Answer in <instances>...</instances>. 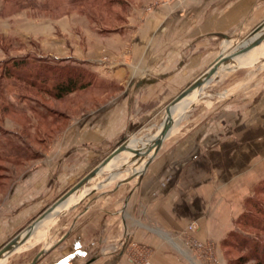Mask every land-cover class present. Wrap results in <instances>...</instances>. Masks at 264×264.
<instances>
[{
  "label": "crops",
  "instance_id": "crops-1",
  "mask_svg": "<svg viewBox=\"0 0 264 264\" xmlns=\"http://www.w3.org/2000/svg\"><path fill=\"white\" fill-rule=\"evenodd\" d=\"M13 1L0 0V78H9L2 67L4 69L14 58L35 52L41 57L51 56L87 65L106 84L99 88L101 101L95 105L86 103L84 114L74 123L70 122L65 133L58 135L56 147L40 154L44 160L33 161L14 180L4 183V193L0 195V245L3 238L18 231L32 215L51 205V199L58 195V200L93 171L124 139L127 128L145 125L147 117L152 121L162 107L166 114L176 90L174 83L179 84L186 77L178 73L184 68L179 66L176 71L173 63L189 61V51L197 60L202 58L206 31L221 32L219 36L231 41V50L243 42L249 43L256 29L264 31V0H195L190 9L181 7V19L171 27H163L160 23L168 20V13L164 16L154 11L146 13L142 25L138 21L144 11L141 5H136L131 11L136 16L124 23L120 31L115 29L111 36L101 35L93 29L88 16L33 18L28 5L16 6ZM36 11L39 12V8ZM159 27H163L161 33H157ZM125 30L133 31L134 51L139 52L143 47L145 54L133 53L129 63L104 70L99 64L102 49H123L128 42L127 37H121ZM258 46L260 51L264 48V38L253 48ZM253 54L250 53L244 62L252 63ZM262 56L261 53L253 62L251 71L252 68L264 71V65L254 67ZM262 81L264 75L259 83ZM259 91H255L260 95L255 109L261 110L258 114L261 117L256 122L261 125L264 124V88ZM0 93L9 94L2 83ZM223 114L227 115L214 114L199 119L191 128L180 129L177 125L187 122L182 112V117L173 121L170 136L146 168L134 169L133 176L120 179L123 171L119 170L117 158L112 160V165L84 181L81 186L97 179L100 173L103 191L91 199L80 220L72 219L64 227H69L71 233L65 244L57 249L70 246L67 252L71 255L72 251L81 259H87L86 262L103 250L104 254L93 264H101L99 260L109 254L107 264H134L125 261L123 254L117 256L131 240L161 255L154 264H195L192 259L201 264L181 239L191 223L196 225L191 236L197 241H213L224 246L223 240L233 230L245 201L264 179V137L252 133V120L250 133H244L238 126H245L247 119L242 123L240 118L233 116L235 112ZM0 126L22 136L14 120L2 119ZM113 141L116 144L110 152L102 154V148L105 150ZM151 153H147L145 159ZM62 156L68 157L69 161L61 160ZM111 170L115 172L110 176ZM71 203L63 201L51 217L65 212ZM82 238L85 247L81 245ZM20 248L16 244L13 251ZM57 249L53 251V257L60 254ZM175 254L183 255L186 261L172 257ZM62 259H56L52 264L75 263ZM39 264H45V261ZM219 264L227 263L223 259Z\"/></svg>",
  "mask_w": 264,
  "mask_h": 264
},
{
  "label": "rangeland",
  "instance_id": "rangeland-1",
  "mask_svg": "<svg viewBox=\"0 0 264 264\" xmlns=\"http://www.w3.org/2000/svg\"><path fill=\"white\" fill-rule=\"evenodd\" d=\"M194 3L195 0L13 1V4L16 6L28 5L30 8V16L33 18L40 16L58 18L64 15L70 16L72 14L88 16L91 25H93V29L100 31V34L104 36H111L115 29L120 31V27L124 23H128L133 15L136 16V14H131L132 8H136V5H141L144 11V13L142 12L140 15V20L138 21L142 25L147 15L146 13L154 11L157 13L160 12V14L164 16L168 13V20H163L160 23H162L161 26L163 27H171L180 21L182 8L185 10L186 8L190 9V7L194 6ZM37 8H39V12L36 11ZM171 17L172 20H170ZM157 21L159 22L160 20ZM163 27H159L157 33H161ZM127 31L128 30H125L126 33H122L121 35L124 39L127 37L128 40L123 49L117 51H112L107 48L102 49V52L99 55L102 60L99 64H102L104 70L108 71L117 66H122V63H129L133 53L142 52L145 54L146 51L143 50V47L139 52L134 51V44L132 42L133 31ZM95 34L96 32L94 31V36ZM219 35H221V32L206 31L204 56L202 58L200 57L197 60L196 55L194 54L193 56L189 51V61H175L173 63L176 71L179 70V66L184 68V70H180L178 73H182L180 76L183 77L186 75V77H183L181 83H174V89L176 90L173 92L172 101L176 99L178 94L195 77L200 75L204 68H207L219 53H228L231 50V41H229L227 37L222 38ZM32 46L33 48L35 47V45ZM258 47L259 50H256ZM258 47L256 49L252 48L249 51L250 53H254V61H252V63L243 62L242 64L244 65H238V63L233 60L232 67L217 69L215 74L209 79L203 81L201 84V86L203 85L202 88L200 87L192 90L189 95L180 99L176 103L178 104L180 102L178 104L180 105L182 100L189 101L184 107L182 106L180 108L178 113H175L176 109L171 115L169 113V117L174 121L175 118L182 116L181 114L183 112V116L187 122L184 124H178V128H191V125H195L197 123L196 121L199 119L208 118L214 114H221L224 116L227 114L223 113L235 112L236 115L233 116L240 118L242 123L247 119V124L245 126H238V129H241L244 133H250V120H252V133H256L257 135L260 133L261 136L264 137V124H256L259 117H261V115H258L261 110L255 109V103L260 99V95H256L257 93L255 91L264 88V81L259 83L262 75H264V71H262V73L259 72L260 69L254 70L255 68H252L254 71H251V67L255 64H253V62L259 58L258 56L261 55V53L264 56V48L260 51L261 47ZM189 48L191 49V47ZM263 56L254 67L264 65ZM192 58L196 60H191ZM20 59H24L27 64L15 73L22 76L24 80L12 77L7 79L0 78V83H2L5 89H8L9 91V94L7 95L0 93V121L6 118L11 119L12 121L14 120V122L19 125V130L22 133V136H20L17 132H10L0 126V195L1 193H4V183L6 181L14 180L17 174L33 161L37 159L40 161L44 160V157H40V154L43 152L45 153L49 148L56 147L55 140L59 137L58 135L65 133L66 130H68L70 122L74 123L77 117L79 118L84 114L87 109L86 103H94L95 105L96 102L101 101L99 88L106 84V82L98 76L99 74L91 70V67L83 65L80 62L78 63L51 56L41 57L35 52H30L28 55L23 56ZM124 59H126V62L123 61ZM245 61H247V59ZM110 62H117L118 64L114 65ZM91 64L95 63L91 62ZM7 67H11V64ZM28 75L33 77L34 85H29V83L26 84L25 79H27L26 77ZM66 75L76 78L78 83L87 82L88 85L84 88L76 89L59 99H55L50 94L44 92L54 81L63 79ZM41 79H45L44 84L39 81ZM41 88L43 89L42 91L40 90ZM251 108H253V112L251 111ZM165 116L164 107H162V111H160L159 115L152 120H156L155 123H152L150 118L147 117L145 119L146 121L143 123L145 125H142L145 126V129L143 128L140 130L142 126L127 128L124 138L129 141L126 146H136V149L143 152V148L147 146L145 144L155 138L156 133L163 124ZM115 142L116 141L111 142L109 147L105 150L102 148V154L110 152L116 144ZM128 148L126 147V150H128ZM126 150L122 151V153L127 156L120 154L118 157L119 161L115 160L120 164L119 170L123 171L122 174L119 175L121 176L120 179L133 176L134 173L132 172L134 169L138 170V168H143L146 160V154L131 157L128 156L129 152ZM98 152H100V150ZM62 157L61 160H65L66 162L69 161L68 157ZM112 160L114 161V159ZM112 160L108 162L104 168L112 165ZM111 172L115 171L111 170L108 175L111 176ZM100 175L101 174L99 173L97 179L95 178L88 183L83 184L76 192L70 194L64 201H72V206L65 212L62 211L63 213H59L52 218L51 216L54 209L56 210L57 206L63 201L56 205L47 215L49 217H43L36 224L38 227L31 229L28 240L24 244L18 245L22 248L13 251L9 256L7 255L6 261V257H3L0 260V264H39L41 261H45V264H52L54 260H59V258H63V261L71 260V262H75L74 264H88V262H86L87 259H81L80 256L75 255L72 251L70 255L67 252L69 251L70 246H65L67 247L66 249L63 246L60 251L57 248L65 244L67 236L71 233L69 227H64H67L69 221L72 219L73 221L80 220V215L83 213L84 208L90 206L91 199L95 198L103 191L100 187L94 191L95 185L101 182L100 180L102 177ZM114 175L117 176L115 173ZM255 187L256 189H254L252 196L245 201V204L242 207V214L234 222L233 230L230 231L228 237L224 238V246L218 245L213 241H205V243L197 241L191 236V232L196 229L194 223H191L193 226L190 227L189 225L184 231L185 233L181 239L183 240L185 247L192 250L197 259L200 260L201 264H219L223 259L227 264H255L258 259H260L262 256V248L264 247V179ZM85 191H88L86 196L79 204H77V201ZM57 196L51 199L53 200V203L56 202ZM39 213L32 215L31 219L18 231L3 238V244L1 243L2 245H0V248L14 238V236H20L25 232L27 226L39 215ZM50 223L52 224L50 225ZM38 228H40L39 231ZM240 235L244 237L243 243L242 239L239 238ZM80 240L82 241V247H85V239L82 238ZM254 244H257L258 246L255 248ZM55 249H57V252L60 254L54 255L55 257H53L52 253ZM120 251L121 253H119ZM120 251L117 253L118 258L123 254L125 261L134 264H144L145 262L154 264V260H159L161 257V255L152 252L150 248L138 245L134 242L132 243L131 240L129 241L128 246L124 248V251L123 249H120ZM60 255L61 257H59ZM104 256H106V254ZM110 256V254L107 255V258ZM177 256L180 261H186L183 255L182 257L179 254H175L172 257L175 258ZM107 258L103 257L102 260L99 261H102L101 264H107ZM170 260L171 262L173 261L172 258H170ZM191 262L197 264L195 259H192ZM262 264H264V261Z\"/></svg>",
  "mask_w": 264,
  "mask_h": 264
},
{
  "label": "water",
  "instance_id": "water-1",
  "mask_svg": "<svg viewBox=\"0 0 264 264\" xmlns=\"http://www.w3.org/2000/svg\"><path fill=\"white\" fill-rule=\"evenodd\" d=\"M262 29L258 28L256 29V31L253 33V38L251 39V41L248 43L247 42H243L242 44L238 45L237 47H235L234 49H232L231 51H229L228 53H219L216 58L211 61V63L207 66V68H204L202 70V72L200 73V75H198L197 77H195L176 97V99L174 101H172L168 107L166 108V116L165 119L163 121L162 124V128L160 131V135L156 138H153L148 145L143 148V152L141 150L138 149H128L126 150V145L128 143L129 140H126L125 138L119 143V145H117L110 153L108 156H106L102 162H100L99 165H97V167L91 171L88 175H86L81 181L77 182L76 184H74L70 189H68L56 202H54L53 204L47 206L41 213H39V215L33 219V221L27 226L26 231L23 232V234L19 237L18 235L14 236V238H12L9 242H7L5 245H3L0 248V254L5 252L10 246H12L14 243L18 244V245H22L24 244L28 238L30 237V231L31 229L36 226V224L45 216H47L52 210L53 208L58 205L59 203H61L62 201H64L70 194H72L73 192H76L81 184L86 181L89 180L90 178H92V175L96 174V172H101L102 168H104V166L110 162L112 159H116L120 156V153L124 150L128 151L129 154L128 156H138V155H143V154H149L150 152L151 155L147 157V159L145 160V163L143 165V168H146L152 157L159 151L160 148H162V146L164 145V143L166 142V140L168 139V137L170 136V130L173 126V121L172 119L169 117V113L172 110V108L176 105V103L186 97L187 95H189L192 90L196 89V88H200L201 84L203 83L204 80L209 79L213 74H215V71L219 68V66L226 64L229 61H233L236 58H239L240 56H242L244 53H246L247 51H249L250 49H252L253 47L257 46L260 41L262 40V38H264V31H261ZM125 148V149H124ZM121 155H126V154H121ZM129 158V157H128ZM133 159V158H132ZM132 161V160H131ZM99 187H101V184H97L94 187V191H96L97 189H99ZM92 191V190H91ZM88 191H85L83 193V195L80 197V199L77 201V204H79L84 197L86 196ZM76 204V203H75ZM76 206V205H75ZM56 216V215H55ZM13 252V250L10 249L8 250V256ZM104 254L103 250H99L95 255H93V257L88 261V264H91L92 262H94L95 260H97L99 257H101Z\"/></svg>",
  "mask_w": 264,
  "mask_h": 264
},
{
  "label": "trees",
  "instance_id": "trees-1",
  "mask_svg": "<svg viewBox=\"0 0 264 264\" xmlns=\"http://www.w3.org/2000/svg\"><path fill=\"white\" fill-rule=\"evenodd\" d=\"M10 64H11V67H7V66H10ZM10 64L9 65L6 64V66L3 69V72L6 74V76L16 78V79H23L22 76L16 74L15 72L19 71V69H22L24 67V65L27 64L26 61L24 59L14 58ZM26 78H27V79H25L26 84L29 83V85H34V80L32 79L33 77H30V75H28ZM36 79H37V77H36ZM39 81H41L43 84L45 83V79H41ZM87 85H88L87 82L78 83L76 78H73L70 75L69 76L66 75L65 78L58 79V80L54 81L50 85L49 88L45 89L44 92H46L47 94H50L55 99H59V98L65 96L67 94H70L71 92L75 91L76 89L84 88ZM40 90L42 91L43 89L41 88ZM239 238L242 239V243H243L244 237H242L240 235ZM254 245H255V248L258 246L257 244H254ZM261 255H260L261 256L260 259H258V261L255 264H262L263 263V261H264V247L262 248Z\"/></svg>",
  "mask_w": 264,
  "mask_h": 264
},
{
  "label": "bare ground",
  "instance_id": "bare-ground-1",
  "mask_svg": "<svg viewBox=\"0 0 264 264\" xmlns=\"http://www.w3.org/2000/svg\"><path fill=\"white\" fill-rule=\"evenodd\" d=\"M249 51L248 52H246L245 53V55H242V56H240L239 58H236L235 59V61L238 63V64H241V63H243L246 59H247V57H248V55H249ZM232 65H233V63H232V61H230V62H228L227 64H223V65H221V66H219V68L218 69H221V68H230V66L232 67ZM189 101H184V100H182V102H181V104L180 105H178V104H176L173 108H172V110H171V113H173L174 112V110L176 109V112L175 113H178L179 111H180V108L182 107V106H184L186 103H188ZM178 109V110H177ZM180 117H182V116H179L178 118L180 119ZM161 128H162V126L160 127V129L158 130V132L156 133V135H155V138L157 137V136H159L160 135V131H161ZM145 145H148V142L145 144ZM133 146V145H132ZM132 146H126L127 148L129 147L130 149L132 148V149H136V146H134V147H132ZM128 148V149H129ZM125 149V148H124ZM125 156V155H124ZM127 156V155H126ZM47 217H49V216H47ZM37 227V225L36 226H34L32 229H34V228H36ZM23 234V233H22ZM21 234V235H22ZM20 235V236H21ZM19 236V237H20ZM15 245H16V243H14L12 246H10L11 247V249L13 250L14 249V247H15ZM10 247L5 251V252H3V253H1L0 254V260L3 258V257H6L7 256V252H8V250L10 249Z\"/></svg>",
  "mask_w": 264,
  "mask_h": 264
},
{
  "label": "built area",
  "instance_id": "built-area-1",
  "mask_svg": "<svg viewBox=\"0 0 264 264\" xmlns=\"http://www.w3.org/2000/svg\"><path fill=\"white\" fill-rule=\"evenodd\" d=\"M193 226V225H190V227ZM144 264H150L149 262H145Z\"/></svg>",
  "mask_w": 264,
  "mask_h": 264
}]
</instances>
